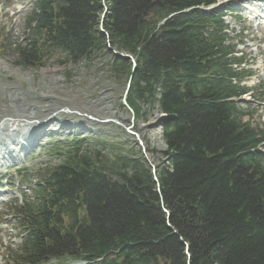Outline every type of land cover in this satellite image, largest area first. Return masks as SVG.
Returning <instances> with one entry per match:
<instances>
[{
  "label": "trees",
  "instance_id": "trees-1",
  "mask_svg": "<svg viewBox=\"0 0 264 264\" xmlns=\"http://www.w3.org/2000/svg\"><path fill=\"white\" fill-rule=\"evenodd\" d=\"M217 1H35L16 65L99 61L122 96L131 80L137 119H175L163 128L158 183L133 144L75 138L58 148L38 201L17 210L25 239L13 264H264V129L232 102L248 90L223 14L196 10ZM106 8L111 47L135 59V73L106 52Z\"/></svg>",
  "mask_w": 264,
  "mask_h": 264
},
{
  "label": "rangeland",
  "instance_id": "rangeland-1",
  "mask_svg": "<svg viewBox=\"0 0 264 264\" xmlns=\"http://www.w3.org/2000/svg\"><path fill=\"white\" fill-rule=\"evenodd\" d=\"M33 3L34 0H0V46L3 47L0 52V119H11L17 113L29 111L43 112V116L58 115L59 119L44 130L58 132L45 137L41 145L33 150L34 155L25 161L21 157L22 161L18 164L0 165V264L6 263L9 254L16 251L21 242L19 222L10 216L14 206L34 200L27 189L29 184L19 181L16 171L25 168L40 173L56 166L57 153L52 148L53 144L78 132L80 125L89 117L101 122L115 120L119 125L95 124L99 134H81L91 138L103 137L110 143L124 141L129 144L137 141L127 132L140 134L150 150L147 157L156 169L163 166L161 153L165 151V147H162L163 136L162 141L157 136H151L153 129L149 125L157 112L146 120L133 119L132 114L120 106L122 90L108 76L103 63L62 64V59L57 55L37 70L16 65L13 45L24 40L25 21ZM241 5L230 4L234 9H240ZM236 17H241L239 22L235 20ZM226 23L230 42L234 45L243 43L239 50L247 61V69L252 71V77L244 85L258 89L251 93V102L244 105L251 106V124L264 127V70L260 69L264 67V42H260L262 33L246 11L241 13L236 10L234 18H227ZM93 104H96V108H92ZM17 106L19 110L15 109ZM244 120L248 118L245 116ZM129 127L131 129L127 131ZM30 180L36 183L35 177L32 176ZM51 264L58 263L54 261Z\"/></svg>",
  "mask_w": 264,
  "mask_h": 264
},
{
  "label": "bare ground",
  "instance_id": "bare-ground-1",
  "mask_svg": "<svg viewBox=\"0 0 264 264\" xmlns=\"http://www.w3.org/2000/svg\"><path fill=\"white\" fill-rule=\"evenodd\" d=\"M230 1V0H229ZM234 3H243V4H250V6L253 7H257V9L259 10L258 13L253 12V17L256 20H261L262 18L264 19V0H231ZM261 41L264 42V35L261 36L260 38ZM260 69L264 70V67H260ZM92 108H96V104L92 105ZM16 110H19L20 107H16ZM43 112H31L29 111L28 113H23V114H16L15 116H13V118H9L8 120H1L0 119V161H6L7 160V155L11 154L13 155V153H15L17 150H13L12 152H6V150H4L3 148L5 147V145H3L4 143V138L5 136L7 137L8 134L10 136H14V133L18 130V127H30L33 132L36 134L35 136L41 135L42 131L44 128L47 127V125L52 124L54 122H56L59 118L58 115H48V116H43L42 114ZM163 116H159L157 115L155 117V119H153V121L151 122V124L149 126L152 127L153 132L151 133V136H157L161 141H162V130L160 127V121L162 119ZM97 121L95 120H86L84 123H82V129L84 131H86L87 133H99L97 127L95 126V124L97 125ZM44 133V132H43ZM46 133V132H45ZM43 135H46V134ZM138 137L140 139L141 142H143V137L140 136V134H138ZM31 139V138H30ZM16 141H19V138L16 139ZM24 142H26L25 144L27 145L28 139H24ZM162 147L164 148L165 145L162 142ZM13 157H15L13 155ZM149 159V158H148ZM149 161L151 162V160L149 159ZM2 163V162H1Z\"/></svg>",
  "mask_w": 264,
  "mask_h": 264
},
{
  "label": "water",
  "instance_id": "water-1",
  "mask_svg": "<svg viewBox=\"0 0 264 264\" xmlns=\"http://www.w3.org/2000/svg\"><path fill=\"white\" fill-rule=\"evenodd\" d=\"M118 57H123V58H126V59H131L128 55H125V54H120L118 52H114ZM133 64H134V68H136V63L134 60H132ZM124 105L127 106L126 104V101H124ZM172 118L170 117H166V116H163L160 123H163L165 124L167 121H170ZM138 138V136H136ZM140 142V141H139ZM140 145L142 146V143L140 142ZM144 150V148H143Z\"/></svg>",
  "mask_w": 264,
  "mask_h": 264
}]
</instances>
